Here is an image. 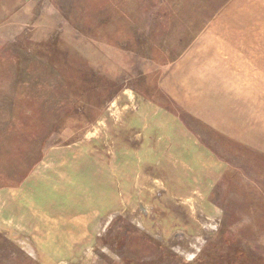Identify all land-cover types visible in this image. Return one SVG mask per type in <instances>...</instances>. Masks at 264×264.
Returning a JSON list of instances; mask_svg holds the SVG:
<instances>
[{"label":"rangeland","instance_id":"374dc122","mask_svg":"<svg viewBox=\"0 0 264 264\" xmlns=\"http://www.w3.org/2000/svg\"><path fill=\"white\" fill-rule=\"evenodd\" d=\"M0 264H264V0H0Z\"/></svg>","mask_w":264,"mask_h":264}]
</instances>
